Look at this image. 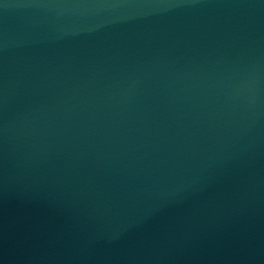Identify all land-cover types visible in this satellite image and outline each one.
<instances>
[{
  "label": "water",
  "instance_id": "obj_1",
  "mask_svg": "<svg viewBox=\"0 0 264 264\" xmlns=\"http://www.w3.org/2000/svg\"><path fill=\"white\" fill-rule=\"evenodd\" d=\"M0 264H264V0H0Z\"/></svg>",
  "mask_w": 264,
  "mask_h": 264
}]
</instances>
